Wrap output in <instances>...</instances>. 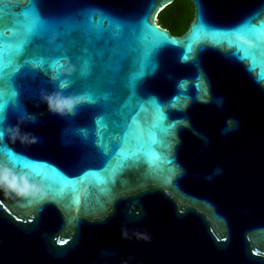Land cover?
<instances>
[{"label":"water","instance_id":"obj_1","mask_svg":"<svg viewBox=\"0 0 264 264\" xmlns=\"http://www.w3.org/2000/svg\"><path fill=\"white\" fill-rule=\"evenodd\" d=\"M0 0V264H264V0Z\"/></svg>","mask_w":264,"mask_h":264},{"label":"trees","instance_id":"obj_2","mask_svg":"<svg viewBox=\"0 0 264 264\" xmlns=\"http://www.w3.org/2000/svg\"><path fill=\"white\" fill-rule=\"evenodd\" d=\"M193 16L194 4L192 1L190 7H185L182 0H175L159 13L157 22L158 25L170 30L173 34L182 35L189 28Z\"/></svg>","mask_w":264,"mask_h":264},{"label":"rangeland","instance_id":"obj_3","mask_svg":"<svg viewBox=\"0 0 264 264\" xmlns=\"http://www.w3.org/2000/svg\"><path fill=\"white\" fill-rule=\"evenodd\" d=\"M182 4H183L185 7H190V6H191V1H189V0H182Z\"/></svg>","mask_w":264,"mask_h":264},{"label":"flooded vegetation","instance_id":"obj_4","mask_svg":"<svg viewBox=\"0 0 264 264\" xmlns=\"http://www.w3.org/2000/svg\"><path fill=\"white\" fill-rule=\"evenodd\" d=\"M175 35V34H174Z\"/></svg>","mask_w":264,"mask_h":264}]
</instances>
